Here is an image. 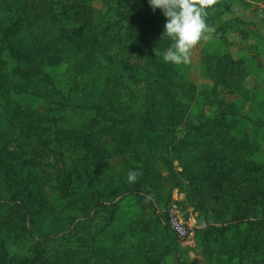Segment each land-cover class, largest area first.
<instances>
[{"label": "rangeland", "instance_id": "1", "mask_svg": "<svg viewBox=\"0 0 264 264\" xmlns=\"http://www.w3.org/2000/svg\"><path fill=\"white\" fill-rule=\"evenodd\" d=\"M115 1L122 0H110ZM234 1L219 15L216 11L215 16H208L215 9L206 10L205 21L211 31H205L190 50L188 62L179 67L196 93H207V100L201 101L199 94L193 105L198 111L207 108L209 119L217 117L216 106H211V101L216 100L212 80L215 76L227 79L223 88L216 86L224 102L221 107L226 109V102H231L228 104L240 116L241 122L234 126L230 137L244 144L238 152L240 161H244L264 156V127H252L254 121L264 122V0ZM132 55L139 65L144 64L143 58L134 52ZM118 58L108 61L101 57V65H97V69L109 67L108 79L94 67L89 72L76 73L77 61L47 67L54 71L52 78L57 89L47 91L44 98L33 95L19 100L17 104L24 111H15L17 117L0 111V207L4 211L3 203L13 202L12 199L24 203L29 212L23 216L27 235L51 233L50 245L74 248L77 264H99V261L101 264H150L158 257H162L158 264H181L182 261L215 264L204 256L198 230L202 220L212 221L211 213L201 204L221 208V200L216 198L223 195L221 191L225 194L220 178L213 176L209 182L203 181L201 175L206 171L199 169L190 172L193 178L185 180L182 186L175 185L174 179L171 182L168 177L169 165L158 156L155 164L161 165L163 178L156 179L150 172L138 178L142 183L137 191L141 192L137 197L140 200H137L127 194L134 188L127 180L129 170L124 167L128 160L130 163L136 160L135 154L121 143L119 153L111 150L110 143H116L112 133L100 130L99 126L94 129H99L98 134H92L90 115L96 113V104L112 109L115 101L129 103L135 100L132 96H137V91L143 93L147 89V84L139 78L135 81L125 73L119 78L112 72L116 61L111 60ZM152 80L154 77L149 81ZM104 88L114 91L109 94L108 90V102ZM60 100L70 104L62 106L58 103ZM32 113L43 116L41 119L27 116ZM197 115L200 114L193 115L195 123L203 119ZM99 119L107 121V116ZM34 125L40 129L34 131ZM67 126L74 128L67 131ZM37 133L41 136L37 137ZM95 143L106 144L111 153L105 146L95 150ZM151 144L147 147L148 153L164 155L163 159L171 156L170 147L154 152ZM203 144H192L183 153L196 147L202 151L207 146ZM117 146L118 143L114 145ZM12 148L13 153L9 152ZM92 154L103 159L102 165L97 163L101 169L96 168L97 164H89ZM185 163L194 167L192 163ZM171 164L174 171H182L177 158ZM211 174L212 171L207 175ZM236 174V196L242 200L246 182L240 170ZM134 219L155 223V228L129 231L127 226ZM213 223L219 225V222ZM95 240L99 241V251L93 246ZM164 245L170 247L169 253Z\"/></svg>", "mask_w": 264, "mask_h": 264}, {"label": "trees", "instance_id": "2", "mask_svg": "<svg viewBox=\"0 0 264 264\" xmlns=\"http://www.w3.org/2000/svg\"><path fill=\"white\" fill-rule=\"evenodd\" d=\"M234 2L217 0L207 9H215L208 16H215L216 11L219 15ZM166 19L160 9L152 11L149 0L115 3L110 0H0V111L17 117L15 111H24L17 104L19 100L33 95L44 98L42 96L47 91L57 89L52 78L54 71L47 70V67L77 61L76 73L89 72L94 67L97 73L108 79L109 67L97 69V65H101V57L109 61L119 56L111 60L116 61L112 72L119 78L123 73L135 81L139 78L147 84V89L143 93L137 91V96H132L135 100L129 103L115 101L111 104L112 109L96 104V113L90 115L92 134H98L99 129L112 133L116 143H110L111 150L118 153L122 150L119 143L127 146L135 154L136 160L133 161L136 162L128 160L124 167L139 172L140 179L146 172L155 174V178H163L161 165L155 164L158 156L169 165L168 177L171 182L174 179L175 185L182 186L185 180L193 178L190 172L199 169L206 171L201 175L203 181L209 182L213 176L220 178L225 194L221 191L223 195L216 198L221 200V208L216 209L210 203L201 204L212 217V221L202 220L198 230L204 256L215 264H264V156L244 161L239 159V146L244 144L235 142L230 136L241 119L228 104L231 102H226V109L221 107L224 102L217 87L223 88L222 84L227 79L215 76L212 80L216 100L211 101V106H216L217 117L209 119L207 108L195 109V97L200 94L202 97L199 99L205 101L208 95L204 91L196 93L193 90L191 82L180 73L179 64L164 62L163 54L173 43L167 35L162 36ZM154 49L159 55H155ZM132 52L144 59L142 66L132 59ZM140 73L142 75L138 77ZM153 77L154 80L149 81ZM108 90L109 94L114 92L112 88L102 90L107 94V102ZM63 102L58 101L62 106L70 104ZM194 113L203 119L195 123ZM27 116L41 119L43 115L32 113ZM105 116L107 121L101 122L99 118ZM118 121L120 125H116ZM68 126L67 131H72L74 126ZM96 126L100 128L94 130ZM252 127H264V122L254 121ZM39 129L36 125L34 131ZM36 136L41 135L37 133ZM173 138L178 141H172ZM117 143L118 146L114 147ZM200 143L203 146V143L207 144L202 151L196 147L183 153L185 148ZM149 144L153 151L170 147L171 156L163 159L164 155L148 153ZM94 145L97 150L106 144ZM105 147L111 153L110 148ZM9 152L13 153V148ZM92 155L89 164L102 165L103 159ZM174 158L182 164V171H174L171 164ZM98 164L96 168L101 169ZM239 170L246 182L242 200L236 196V172ZM211 171L213 174L207 175ZM140 179L133 183L134 191L127 192L137 200L141 194L137 192L141 186ZM12 201L3 203L4 211L0 207V264H77L74 248L50 245L51 233L44 232L37 237L29 234V238L23 224V216L29 212L24 203ZM213 222H219V225ZM152 228H155V223L142 219H134L127 226L129 231ZM98 242L95 240L93 246L99 251ZM164 248L168 253L171 250L166 245ZM160 259L162 257L150 264H158ZM180 263L185 264L183 261Z\"/></svg>", "mask_w": 264, "mask_h": 264}, {"label": "clouds", "instance_id": "3", "mask_svg": "<svg viewBox=\"0 0 264 264\" xmlns=\"http://www.w3.org/2000/svg\"><path fill=\"white\" fill-rule=\"evenodd\" d=\"M217 0H149L153 12L157 9L167 18L162 36L167 35L173 41L163 54L164 62L181 64L188 62L190 50L201 40L205 31H211L206 25L207 9ZM155 55H159L154 49ZM140 175L135 170L127 174L129 183H135Z\"/></svg>", "mask_w": 264, "mask_h": 264}]
</instances>
